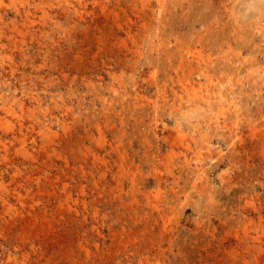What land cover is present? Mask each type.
<instances>
[{
	"label": "rangeland",
	"instance_id": "rangeland-1",
	"mask_svg": "<svg viewBox=\"0 0 264 264\" xmlns=\"http://www.w3.org/2000/svg\"><path fill=\"white\" fill-rule=\"evenodd\" d=\"M0 55V264H264V0H0Z\"/></svg>",
	"mask_w": 264,
	"mask_h": 264
},
{
	"label": "bare ground",
	"instance_id": "bare-ground-1",
	"mask_svg": "<svg viewBox=\"0 0 264 264\" xmlns=\"http://www.w3.org/2000/svg\"><path fill=\"white\" fill-rule=\"evenodd\" d=\"M38 7V6H37ZM162 8V7H161ZM17 25V24H16ZM1 56V55H0ZM224 59V58H223ZM231 63V62H230ZM184 64V63H183ZM203 66V65H202ZM187 67V66H186ZM190 68V67H189ZM197 68V67H196ZM224 69V68H223ZM205 76V75H204ZM230 76V75H229ZM228 76V77H229ZM213 79V78H212ZM230 80V79H229ZM255 80V79H254ZM184 81V80H183ZM175 82V81H174ZM182 86H183V91H189L190 90V88H192V86H190V84L189 83H185V82H183L182 83ZM200 89V88H199ZM207 89V88H206ZM213 90V89H212ZM192 91V89L190 90V92ZM209 91H211V90H209ZM199 92H200V90H199ZM189 93V92H188ZM196 93H197V91H196ZM208 93V95L207 96H203V97H199L198 98V101L199 102H197V103H201V102H204L206 105H207V108H209V109H213V107L217 104V105H222V108L225 106L226 107V103H228V104H233V102L234 101H229L227 98H226V96H225V94H224V92H222V90H220L217 94H215V93H213V94H215L214 96H211L210 94H209V92H207ZM199 95H201L200 93H199ZM191 96V95H190ZM198 96V95H197ZM202 96V95H201ZM194 97V96H193ZM194 100V99H193ZM39 102V101H38ZM214 105V106H213ZM228 108V107H227ZM225 110H226V108H225ZM233 110V109H232ZM221 112H222V109L220 110ZM187 112V111H186ZM217 119V118H216ZM219 120V119H218ZM217 120V121H218ZM219 122V121H218ZM48 137V136H47Z\"/></svg>",
	"mask_w": 264,
	"mask_h": 264
}]
</instances>
